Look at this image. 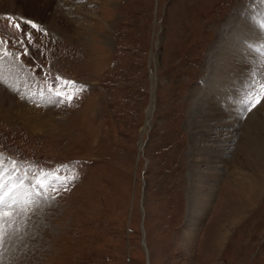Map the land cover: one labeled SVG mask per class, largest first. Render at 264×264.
I'll return each mask as SVG.
<instances>
[{"label":"rangeland","instance_id":"1","mask_svg":"<svg viewBox=\"0 0 264 264\" xmlns=\"http://www.w3.org/2000/svg\"><path fill=\"white\" fill-rule=\"evenodd\" d=\"M260 3L56 0L43 13L66 19L74 38L36 16L0 12V55L28 83L17 97L51 117L34 130L0 112V165L26 189L5 209L13 214L0 264H264V103L252 113L264 74L254 102L239 97L253 86L240 64L260 70L264 38L234 52L240 72L219 75L231 89H221L224 99L211 83L237 16ZM217 121L226 131L212 126L223 131L203 138L202 123ZM40 171L75 179L40 194L31 188Z\"/></svg>","mask_w":264,"mask_h":264},{"label":"bare ground","instance_id":"2","mask_svg":"<svg viewBox=\"0 0 264 264\" xmlns=\"http://www.w3.org/2000/svg\"><path fill=\"white\" fill-rule=\"evenodd\" d=\"M55 1L56 0H0V12L20 13L23 15L30 14L31 16L32 15L34 17L36 16L35 18H37V19H41V20L45 21L46 23H48L50 25L51 28L56 29L63 34L68 33V30H69V33H71L72 30H70L71 29L70 25H69V23H67L66 19H63V22H64V20H65V22L64 23L62 22L63 25H61V24H59V20L56 18V15L45 16V13H43V10L46 7L50 6ZM237 18L240 19V22L239 23L237 22V28L231 33L232 34V39H231L232 43H230L231 47L234 45L236 48L231 49V47H230V48H228V50L220 51L218 54H216L217 55V61H218L217 63H219V65L221 64L222 68L220 66H218L219 70H218V68H215V67L212 69L215 72V74L218 76L215 79L213 78V80H211V83L213 81L212 84H214V86H215V88L213 87L214 91H212V96L214 94L220 92V97H222L223 99H224V97L222 95H224V92L221 91V89L227 90L228 87L225 83L226 81L223 82L221 80V77H219V75L221 73H224V72L227 74L228 70H230L232 72V71H234V69H235V71L237 70L240 72L238 66H236V67L234 66L235 59L232 58L234 52H238L237 54L242 55V53H241L242 51H240V50H242V48H248L249 46L257 48L256 41H260L262 38H264V3L263 4L260 3L254 9H251L249 14H245L242 16L238 15ZM69 37L74 38L73 32L71 33V35ZM241 45H242V47H241ZM257 49L260 50L261 52L264 50L261 48H257ZM248 51L250 52L251 55H253L252 53H254V51H252L251 49ZM220 59H222V61H220ZM214 62L216 63L215 60H214ZM249 63L250 62H244V63L241 62L240 65L244 66V68L241 67V71H242L243 75H247V76L249 75L248 77L252 78L251 82H253V86L251 88L249 87L248 90L247 89L244 90L242 94H240L239 91L236 94L239 93L240 99H242L244 101L248 100V98H249V103L251 104L252 102L255 101V97H253L252 90H253V88H255V86H257V85L260 86V84H261L260 81H262V80L260 79V75L264 74V65L260 67V70H258V71L253 70V72H250L251 74H248V72L250 70H252L251 65ZM14 68H15L14 63L10 62L9 60H7L6 58H4L3 56L0 55V112L2 114V117L9 118L12 121L18 120L19 123H21L22 125H26V126H29L31 124L32 126H30L29 128L34 129V130H39L40 126L45 125L46 123L50 122V120H51V117L49 116L50 112H46L47 110L46 111H37L36 109H33L34 106L27 105V104L25 105L24 102L22 100H20V98L17 97V94L21 90H24V91H29V90L28 89L25 90L26 88H24L25 86H23V84H25L27 87L28 83L23 82V79L17 76L18 73L14 70ZM228 74H230V73L228 72ZM12 83H14V84L12 85ZM215 91H217V92L215 93ZM31 92H33V90ZM38 94H37V96H35V99H37L42 104L43 103V102H41L42 99L40 98V96ZM226 94H227V92H226ZM40 95H41V93H40ZM154 103H155V89L153 88V90L151 91L150 102H149V104L145 110V122H144L143 126L141 127V133L142 134H144V132L147 131V129L149 128V126L151 124V117H152V114L154 111ZM263 103H264V101L262 103L260 102V104L258 106H256V107L254 106L255 110L252 113L253 114L255 113V114L253 116H256V112L260 108L263 107V105H262ZM44 108H46V107H44ZM44 108H42V109H44ZM51 108H49V109L51 110ZM46 109H48V108H46ZM38 110H40V109H38ZM197 112L193 111L192 116L193 117H200V118L202 117L203 120H207V118H206L208 116L207 114L200 113V115H199V114H197ZM26 113L27 114L29 113V114L27 115ZM37 120L40 122H38ZM200 121H202V120L200 119ZM202 124L205 127L207 126L206 127L207 130L203 131L204 132L202 134L203 138L209 137V136H211V134H214L216 132H217V134L220 133L221 131H223V130H220V129H222V127H224L225 128L224 131H226V127H228L227 122H223V123L221 122L220 123V121L219 122L217 121L216 123H213L211 125H208L207 123L206 124L202 123ZM212 126H215V128H219V127H221V128L218 129L217 131L208 130V128L212 127ZM218 135H220V134H218ZM138 147H139V151H141L143 149V141L142 140L139 141ZM212 151L216 154V151L214 148L213 149L211 148L209 152H212ZM217 152H219V151H217ZM216 158L220 159L221 156L217 157V155H216ZM258 162L254 161L253 165L256 167ZM0 167H2V166L0 165ZM2 169L4 171V180L6 178H7V180H11V184L8 186L15 185V184H17L18 181H20V178L16 179L15 176L13 177V173H14L13 171L14 170L11 171L13 173L10 176L11 172L9 174V172L7 171L8 168L5 170V168L2 167ZM9 170H10V168H9ZM257 171H259V170H257ZM8 175L10 176V178ZM245 189L252 192V190H249V187L248 188L246 187ZM25 191H26L25 188L19 187L14 192L15 198L18 196L21 197L22 196L21 193H24ZM17 203H18V201L16 202L15 205L12 206V209L16 208ZM7 236H8V238L10 237L9 234H7ZM16 239H17L16 235L11 236V238L9 240V244H11V243L15 244Z\"/></svg>","mask_w":264,"mask_h":264},{"label":"snow or ice","instance_id":"3","mask_svg":"<svg viewBox=\"0 0 264 264\" xmlns=\"http://www.w3.org/2000/svg\"><path fill=\"white\" fill-rule=\"evenodd\" d=\"M10 21L13 19L12 17L8 18ZM26 23L30 24L32 28H38V26L33 23L32 21H26ZM17 29H20V24L17 23L15 25ZM29 41L31 40V33L27 34ZM58 82H61L66 85H72L75 87L74 81H67L62 80V78L57 77L56 78ZM56 95L60 96L62 93H60L58 90L56 91ZM72 97L68 96L66 97L67 102H71ZM259 102V97L257 98V103ZM14 164V162H13ZM58 171V170H56ZM52 176V172H43L40 171L37 173L36 176L32 177L34 183L31 185V188L37 189V191L40 194H43L48 191H55L58 186H66L69 182V179H75V177H59L56 176L53 179H48ZM23 179L21 178L20 181L17 182V184L8 186L11 184V180L5 181L4 180V171L2 167H0V244L3 243L4 235H5V223L6 218H9L12 216L11 211H6L5 209H12V206L16 204V198L14 195V192L19 188L23 186ZM11 200V203H8V201Z\"/></svg>","mask_w":264,"mask_h":264}]
</instances>
